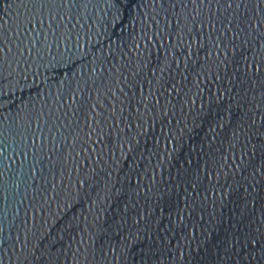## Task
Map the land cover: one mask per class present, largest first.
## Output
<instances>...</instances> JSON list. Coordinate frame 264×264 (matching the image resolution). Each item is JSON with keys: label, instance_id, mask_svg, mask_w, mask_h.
Wrapping results in <instances>:
<instances>
[{"label": "water", "instance_id": "water-1", "mask_svg": "<svg viewBox=\"0 0 264 264\" xmlns=\"http://www.w3.org/2000/svg\"><path fill=\"white\" fill-rule=\"evenodd\" d=\"M0 264H264V0H0Z\"/></svg>", "mask_w": 264, "mask_h": 264}]
</instances>
